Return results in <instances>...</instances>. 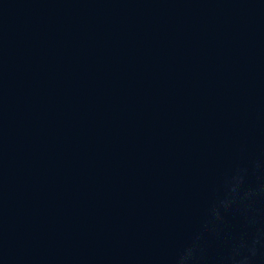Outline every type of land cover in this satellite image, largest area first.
<instances>
[{
    "label": "water",
    "instance_id": "water-1",
    "mask_svg": "<svg viewBox=\"0 0 264 264\" xmlns=\"http://www.w3.org/2000/svg\"><path fill=\"white\" fill-rule=\"evenodd\" d=\"M0 264H264V0H0Z\"/></svg>",
    "mask_w": 264,
    "mask_h": 264
}]
</instances>
